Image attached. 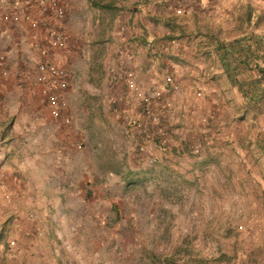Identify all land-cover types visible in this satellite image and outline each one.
Instances as JSON below:
<instances>
[{"label":"rangeland","instance_id":"rangeland-1","mask_svg":"<svg viewBox=\"0 0 264 264\" xmlns=\"http://www.w3.org/2000/svg\"><path fill=\"white\" fill-rule=\"evenodd\" d=\"M238 4L229 18L233 23L228 38L258 36L262 45L257 62L263 65L264 0H239ZM92 16L71 17V38L65 19L60 23L65 48L54 52L53 58L67 72L69 43L79 54V21ZM23 32L0 22V51L9 53L11 69L17 66L16 36ZM31 57L23 59L22 72L33 69ZM72 65L79 69V56ZM6 89L0 87V119H8L0 125V245L9 248L16 215L11 206L16 205L17 214L41 222L34 233L30 222L25 226L37 237L33 241L49 246L54 259L50 264H264V101L256 113L238 109L232 128L223 130V139L220 131L209 129L211 119L201 120L211 139L205 142L211 154L205 160V174L178 175L171 173V167L157 176L168 165L159 157L148 164L136 145L145 140L160 144V139L139 134V121L128 135L124 133L125 152L112 153L106 143L99 152L86 142L79 149L78 144L90 139L92 132L113 128L80 126L72 112L70 125L63 126L49 117L39 96L26 87L27 93ZM22 100L29 101L25 105L32 107L38 121L27 132L29 137L3 141L13 120L21 117L23 122L28 114V107L21 109ZM78 100L79 94H74L70 110L73 107L75 114ZM22 125L19 122L12 133L21 132ZM174 160L164 161L181 164ZM13 183L19 185L18 191ZM3 191L11 192L10 200L4 199ZM8 260L1 264H12ZM37 264L49 263L42 258Z\"/></svg>","mask_w":264,"mask_h":264},{"label":"crops","instance_id":"crops-1","mask_svg":"<svg viewBox=\"0 0 264 264\" xmlns=\"http://www.w3.org/2000/svg\"><path fill=\"white\" fill-rule=\"evenodd\" d=\"M238 1L65 0L63 24L70 38L72 35L69 31L74 29L69 22L71 17L76 14L83 17L85 13L93 15L89 21H81L79 18V54L77 47L70 43L67 51L69 62L66 63V68L70 73L67 92L69 110L73 95L79 94V113L76 111L75 114L73 107L69 113L79 117L80 126L106 125L113 128L110 130L108 127L107 132L100 129L99 132H92L90 139L84 138L77 147L80 145L81 149L86 142L91 150L99 152L105 148L106 143V148L112 153L118 149L125 152L127 137L124 133L129 120L134 119L139 121V134L149 133L157 140L160 139V145L163 146V150L156 155L168 166L157 171V176L169 172L166 169L171 167L174 169L171 173L178 175L205 174V169L208 168L205 160L211 155L210 148L206 150V140L211 142V139L208 141L206 132L215 129L220 131L221 138L225 136L223 130L232 128L242 105L240 94L229 84L214 51L217 42L229 40V25L233 23L229 18L232 20L233 11L241 5ZM93 2L102 7H93ZM21 30L25 35L17 33L14 46L17 66L2 87L27 93L20 68L24 58L36 53L30 49L31 32L28 29ZM24 39L27 42H22ZM174 41L177 45H173ZM23 50L27 52L26 55L21 53ZM78 56L79 69L72 65ZM125 71L136 74L143 91L160 90L164 87L167 76L172 78L180 90L177 93L162 91L157 100L158 105L153 107L155 110L148 111L131 99L124 84L119 81ZM26 102L22 100L20 103L21 109L28 107L24 123L20 121L21 117H16L10 133L3 141L9 137L13 141L18 137H29L27 132L38 120L31 113L32 107L25 105ZM153 114L157 117L156 122L152 121ZM20 116L24 114L21 113ZM205 117L211 119L209 129L201 124ZM7 120V117L0 119V125ZM19 122L23 124L22 131L15 130L12 133ZM171 157L181 164L171 166L164 161ZM9 170L11 169L8 172ZM112 171L114 170H107L108 173ZM13 185L18 191L19 185ZM16 208V205L11 206V212L16 215L8 241L10 249L0 245V264L7 258L12 264H37L42 258L47 259L49 264L54 262L47 243L33 241L35 235L30 234L25 226L30 222L34 233L42 226L41 222L32 221L23 213L17 214L19 209Z\"/></svg>","mask_w":264,"mask_h":264},{"label":"built area","instance_id":"built-area-1","mask_svg":"<svg viewBox=\"0 0 264 264\" xmlns=\"http://www.w3.org/2000/svg\"><path fill=\"white\" fill-rule=\"evenodd\" d=\"M66 13L63 0H0V22L21 29L29 30L30 47L36 55L31 57L35 65L32 70H24L22 79L25 87L32 95L39 96L44 103L50 118L59 121L63 126L71 123L67 91L69 87L68 72L65 67L53 58V53L65 48V37L60 29V23ZM177 45V42H173ZM14 69H11V59L7 51H0V87L8 81ZM117 80L116 77H113ZM119 81L131 97L142 108L153 111L158 105L162 91L179 92L180 88L171 77L164 80L160 90L143 91L137 81L136 74L125 71ZM156 122V115H152ZM206 122V118H203ZM127 127L136 128V121L129 120ZM126 129V134L130 129ZM80 148V145H79ZM137 153L144 157L148 164L157 162L156 153L163 147L155 141H142L136 145ZM6 200L11 198V192L3 191ZM32 217V215L30 214ZM39 225L40 223L37 222Z\"/></svg>","mask_w":264,"mask_h":264},{"label":"trees","instance_id":"trees-1","mask_svg":"<svg viewBox=\"0 0 264 264\" xmlns=\"http://www.w3.org/2000/svg\"><path fill=\"white\" fill-rule=\"evenodd\" d=\"M92 5L101 6L97 2H93ZM249 16L250 14L246 12L245 20H248ZM261 45L258 36L243 35L219 41L214 47L229 84L240 94L243 102L240 109L244 114L249 111L254 113L260 111L264 101V58L263 65L257 62V49Z\"/></svg>","mask_w":264,"mask_h":264}]
</instances>
